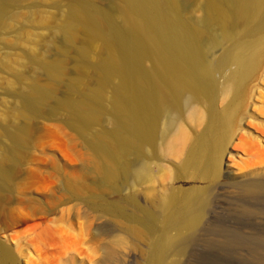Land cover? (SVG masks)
Listing matches in <instances>:
<instances>
[{
  "label": "bare ground",
  "instance_id": "1",
  "mask_svg": "<svg viewBox=\"0 0 264 264\" xmlns=\"http://www.w3.org/2000/svg\"><path fill=\"white\" fill-rule=\"evenodd\" d=\"M29 1L0 0V39L17 28L24 14L19 9L32 10ZM112 1L113 13L99 0H72L51 26L69 43L81 28L101 39V55L91 62L81 57L80 67L93 78L96 90L110 89L121 101L120 109L111 113L87 96L64 104L70 124L89 132L96 154L86 172L94 175H89L92 187L85 184L88 177L75 176L61 184L66 199L56 196L50 204H27L19 197L3 208L7 196L21 195L19 176L31 162L28 133L12 116H35L55 94L38 76L28 77L27 68L58 74L62 69L49 60L48 50L31 49L24 63L0 55V70L13 77L10 85L21 86L15 91L14 109L0 118V215L4 211L13 219V233L30 219L41 223L23 245L12 248L0 239V264H19L20 259L49 264L56 257L54 246L70 233L78 240L70 245L69 260L67 253H57L69 264H121L127 239L138 237L150 240L144 264H180L171 261V255L186 253L195 235L207 230L214 193L234 189L244 196L264 191V0H202L196 10L203 14V25L187 17L188 0ZM46 20L39 23H49ZM207 28L216 30V36L209 38ZM105 115L112 127L107 132L92 129L94 119ZM167 163L176 165L171 176H166ZM182 179L205 186L172 185ZM51 185L42 190L49 192ZM122 185L127 189L124 205L112 204L100 193L118 191ZM173 201L175 207L170 208ZM68 203L72 205L59 209ZM79 207L93 216H79ZM54 213L56 218L48 216ZM69 216L77 218L75 224ZM113 218L119 226L111 229ZM121 218L127 219L124 227ZM90 233L95 247H85L90 237L83 236ZM8 235L11 241L19 240ZM75 255L83 259L73 262Z\"/></svg>",
  "mask_w": 264,
  "mask_h": 264
},
{
  "label": "rangeland",
  "instance_id": "2",
  "mask_svg": "<svg viewBox=\"0 0 264 264\" xmlns=\"http://www.w3.org/2000/svg\"><path fill=\"white\" fill-rule=\"evenodd\" d=\"M70 1L72 0L29 1L28 3H32L33 5L32 10L19 9L24 14L18 22L17 28H15L14 32L9 30L6 33L8 36H3L0 39V55L2 57L7 56L12 62H26L25 53L31 49H36L38 52L48 50L49 60L59 63L62 69L61 73L58 74L56 71L55 73H49L45 70L36 72L30 66L27 68L28 77H31L32 74L38 76L39 83L50 86L54 89L55 94L47 105L40 108L35 116L25 119L17 114L12 116L15 123L22 125L28 133L30 145L28 144L27 151H25L27 152V156L29 155L31 162L23 168L19 176L21 195L7 196L3 200V208H8L13 202H17L19 197L24 200L27 199V204H30L34 200L38 204L49 203L56 196L66 199L68 194L62 190L61 184L75 176H81V178L82 176L88 177L89 179L85 177V184L86 186L87 184L91 186L89 181L93 180L91 178L94 175L87 173H89L88 170L91 171L93 164L96 162V154L92 143L89 141V132L83 126H73L70 124L67 107L64 104L77 100L81 96H87L92 101H99L109 113L114 110L118 111L121 107L118 95L110 89L96 90L93 78L87 76L80 67L82 62L81 57L84 58L85 62H91L98 55H101V39H97L93 31L81 28L77 30L74 42L69 43L63 39L62 35L56 34L51 29L54 22L59 19V12L64 10L63 8H66ZM99 1L105 9L112 12V7L114 6L112 0ZM188 1L189 3L185 4V9H189L190 11L189 13L186 10L187 17L191 16L194 19L189 18L193 22L203 25L201 20L203 14L201 11L196 10L198 6L200 8L203 5L202 0ZM195 3L198 5L196 6ZM112 4L113 6L111 7ZM45 18H47L46 22L49 23L40 24L39 20ZM206 32L209 38L216 36V30L207 28ZM215 51L218 53L217 49ZM12 79L13 77L10 74L4 70H0V118L6 112L14 109L15 101L17 100L16 92H20L21 90V86L12 87L10 85ZM94 120L92 129H101L107 132L112 127L109 115ZM0 135H2L1 129ZM173 165L167 163L169 169L168 173L166 172V176H171L174 170H176V165L174 163ZM33 174L36 176L34 177ZM30 183L33 185L35 183V185L27 189ZM50 184H52L49 186L51 188L50 193L42 190L44 185L47 187ZM172 185L182 188L205 186L204 183L192 179L176 180ZM77 186L81 187L82 185L77 182ZM234 191L236 190L229 189V193L227 191L214 193V200L210 203L212 206L209 207L210 212L208 211L209 214L207 216V230L199 231L195 235V238L191 240L192 243L190 242L191 245L186 247L185 254L177 256L178 258L176 255L174 257L171 255V261L178 259L181 262L180 264H264V191L255 192L256 194H243L244 196L237 191L236 195L233 193ZM100 193L112 204H125L127 189L124 185L121 188L118 186V191L107 190ZM53 195L54 197H52ZM140 195V201L142 200L143 202L145 199L144 194L140 193ZM32 204L34 203L32 202ZM67 205L70 207L72 203L64 204L59 209H63L64 207V209H67ZM22 206L23 208L25 207V205ZM169 207H175L174 201L170 203ZM79 208V216L82 214L93 216L94 214L86 207ZM155 208L159 209L158 207ZM127 209L131 210L128 204ZM48 216L56 218L57 214H49ZM48 218L50 219V217ZM12 220L11 217L6 215V212L3 211L1 213L0 222L1 226L3 225V228H5V232L0 234V239L3 241L7 240L6 243L12 248H14L16 243L23 245L22 241H26V238L37 233V229L41 226L38 219H30L25 224L22 223L16 227V231L13 233L12 231L14 230L9 226ZM120 220L121 225L123 227L126 226L127 219L121 218ZM70 221L75 224L77 218H72L71 216ZM82 221H84V218ZM38 224H40L39 227ZM108 226L114 229L119 226V222L113 218L108 223ZM9 233L16 235L19 240L16 242L11 241ZM83 238L88 239L85 247H88V245L95 247L96 243L95 240H92L91 233L83 236ZM77 240L78 236L75 233L65 235L58 242V245H55L58 247L54 246L53 252L56 257L55 259L53 257L49 264H69L65 261L66 259L57 258L59 255L57 253L58 251L62 254L67 253L65 256L69 260L68 254L72 250L71 246H74ZM149 241L148 238L143 237H138L136 240L127 239L119 255L121 264H144L147 258L146 249ZM130 242H135L136 248H132ZM69 246L71 248H68ZM89 251L92 252L93 249ZM30 253H33V251ZM98 254L96 255L97 258L99 257ZM78 258L83 259V257L75 255L70 260L76 262V260L79 261ZM20 260L19 264H26L24 260Z\"/></svg>",
  "mask_w": 264,
  "mask_h": 264
}]
</instances>
